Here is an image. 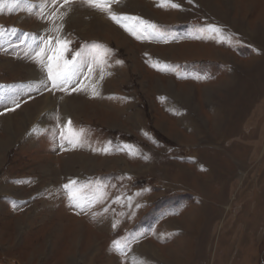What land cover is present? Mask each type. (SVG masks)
<instances>
[{"label":"rangeland","instance_id":"obj_1","mask_svg":"<svg viewBox=\"0 0 264 264\" xmlns=\"http://www.w3.org/2000/svg\"><path fill=\"white\" fill-rule=\"evenodd\" d=\"M124 1L112 11L160 35L137 39L82 0L0 11V264H264V0H171L179 8L134 0L118 9ZM55 36L70 42L78 83L37 90L47 73L33 56L42 37ZM94 45L106 63H93ZM167 79L185 94L198 134L162 110ZM45 96L54 103L48 124L39 125L41 106L23 119L22 107ZM65 102L83 108L66 117ZM68 121L83 130L75 146L61 139ZM71 180L94 201L83 210L63 188ZM114 241L127 243L124 254Z\"/></svg>","mask_w":264,"mask_h":264},{"label":"snow or ice","instance_id":"obj_2","mask_svg":"<svg viewBox=\"0 0 264 264\" xmlns=\"http://www.w3.org/2000/svg\"><path fill=\"white\" fill-rule=\"evenodd\" d=\"M56 0H53L55 3ZM70 0H64V4H68ZM83 3L87 4L89 7L96 8L97 10L106 12L109 17L121 27L125 28L126 31L130 32L132 35L136 36L137 39H146L149 35H160L157 26L148 21L143 20L140 17L134 16H122L112 11V5L119 2V0H82ZM28 4V0H0V11H2L7 4L8 10L13 11L17 6L21 4ZM163 3L171 4L173 8H179L178 4L172 3L171 0H163ZM163 3L161 6H163ZM63 7V5H61ZM41 15H43V10H41ZM62 19V16L60 17ZM49 19L55 23V13L52 14ZM206 30L209 33L215 34V36L219 37L221 40H227L230 42V37L225 35L218 26L209 24L206 26ZM54 31L59 32L60 27L56 26ZM3 27L0 26V35H3ZM41 43L43 47L37 46V50L33 56V59L42 66V68L46 71L47 77L46 79H42L36 85V89L39 90L40 87L48 89L49 82L51 84L52 89L58 90H67L70 85L78 83V75L81 72V65L77 62L76 57H73L71 60L65 58V53L68 51L69 41L65 40L61 36H55L50 38H41ZM97 51L93 54V63L95 64H103L106 63L104 59V55L106 54V50H103L101 46L94 45L93 46ZM77 56L80 54L77 53ZM117 63H122L121 61H117ZM156 67V64L152 65ZM167 68V66H165ZM165 70V69H160ZM93 69L89 67V77H91ZM103 79V69H101V75L99 77ZM92 94L98 95V91L96 90V85L92 84ZM73 91L81 90L79 88H73ZM162 100L164 98H161ZM19 107V105H16ZM67 135L65 132H61V139H68L69 143H73L74 146L79 143V137L82 135L83 130L77 132L75 129L71 127V121H68L66 125ZM33 131H37L35 128ZM147 135V134H146ZM70 137V138H69ZM104 151H108L107 148ZM147 158V157H145ZM84 185H78V182L75 180L69 181V183L63 185L64 190L67 193L69 202L76 207L83 210L84 204L92 203L93 200H90L87 194L84 192ZM116 225L114 224L113 227ZM114 247L121 254H124L125 248L128 247L127 243L122 244L120 241L113 242ZM142 264V262H141Z\"/></svg>","mask_w":264,"mask_h":264},{"label":"bare ground","instance_id":"obj_3","mask_svg":"<svg viewBox=\"0 0 264 264\" xmlns=\"http://www.w3.org/2000/svg\"><path fill=\"white\" fill-rule=\"evenodd\" d=\"M133 3H134V0H126V1H124L122 4H121V6H119L118 7V9H122L123 7H129L131 4L133 5ZM136 3V2H135ZM123 4L125 5V6H123ZM137 4V3H136ZM131 5V6H132ZM69 9H67V10H65L66 12H67V16H68V19L69 20H71L72 21V23L73 24H76V23H78V22H80L79 20H80V15L77 13V12H75V11H73L72 9H71V11L69 10ZM65 11H63V13L65 12ZM88 25V24H87ZM115 35V34H114ZM27 71V70H26ZM27 72H29L30 73V75H32L33 77H34V79L35 78H37L36 77V72H35V70H28ZM67 102H65V104L64 105H62L63 106V114L67 117L68 116V109H69V111H71L72 112V110L71 109H73V108H75V109H82L83 108V105H74V104H71V105H68L67 106V104H66ZM53 105H54V103H53V100L49 97V96H45L44 97V99L43 100H41V102H39L38 103V105H32V106H24V107H22V109H21V111H20V113H22L23 114V116H24V118L23 119H27L28 121L29 120H31L30 119V117L28 116V111H30L32 108H37V107H39V106H41L40 107V110H39V112H38V114H37V116L39 115V114H41L42 112H44V111H46V113L42 116V118L39 120V125H41V124H43V125H47L48 124V121L50 120V116H51V113H52V107H53ZM93 107V106H92ZM37 110V109H36ZM77 111V110H76ZM5 119V118H4ZM6 120L8 121L9 120V117H7L6 118ZM35 124V123H34ZM74 159H76V158H72V160H74ZM80 160H84V159H82V158H79ZM68 160V162L66 163L67 165H69V166H71L72 164L70 163V158H67L66 159V161ZM141 247H144V248H146L147 249V246L146 245H141ZM141 249V248H140ZM148 250V249H147ZM173 251V250H172ZM171 251V252H172ZM175 251V250H174ZM179 251H181V250H179ZM178 251V252H179ZM170 252V253H171ZM176 252V251H175ZM174 252V253H175ZM183 252V251H182ZM139 254V253H138ZM141 254H143V251H142V253ZM146 254V253H145ZM176 255H178L177 253H175ZM175 254H174V258H175ZM137 255V254H136ZM170 255V254H169ZM181 255V254H180ZM180 255H178L179 257H180ZM183 255H185V254H183ZM142 256V255H141ZM173 256V255H172ZM182 256V255H181ZM134 257V256H133ZM184 257V256H183ZM144 257H142V258H139V259H135V261H137V262H140V264H141V262H143L144 261V259H143ZM185 258V257H184ZM183 258V259H184ZM147 259V258H146ZM148 260V259H147ZM150 261V260H149ZM184 261V260H183ZM143 264V263H142Z\"/></svg>","mask_w":264,"mask_h":264},{"label":"crops","instance_id":"obj_4","mask_svg":"<svg viewBox=\"0 0 264 264\" xmlns=\"http://www.w3.org/2000/svg\"><path fill=\"white\" fill-rule=\"evenodd\" d=\"M167 80H168V84L162 86V88L164 87L165 89H167L168 93L165 92V94H164V92H163L161 94H157V97L159 98L160 103L163 104L162 110L164 112H167V114L171 115L173 118L175 117L174 114L178 113L181 116L179 118L181 125L183 126L182 122H184L185 124L187 123L190 126L191 124H189V122L190 123H191V121L196 122L193 117L186 115V113H187L186 109H188V107H190L189 106L190 103L187 101L185 94H182L181 92H179V90L177 89V86L175 85L176 83L173 81H170L171 79H167ZM174 97L177 98L178 100L182 101L183 104H180L179 101H176ZM161 98H164V99L162 100ZM186 102H188L189 104H186ZM189 126L186 127L187 130L190 129L194 134H198L197 133L198 129L196 126H194V127H192L193 125H191L190 127ZM146 138H148V137H146Z\"/></svg>","mask_w":264,"mask_h":264}]
</instances>
